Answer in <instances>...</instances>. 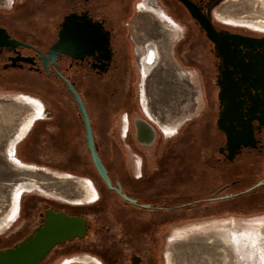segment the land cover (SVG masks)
I'll return each mask as SVG.
<instances>
[{
  "label": "flooded vegetation",
  "instance_id": "af4514ba",
  "mask_svg": "<svg viewBox=\"0 0 264 264\" xmlns=\"http://www.w3.org/2000/svg\"><path fill=\"white\" fill-rule=\"evenodd\" d=\"M160 1L166 8L158 0H0V89H35L48 108L40 100L43 110L12 156L26 137L30 150L45 152L36 163L68 167L75 176L63 177L92 187L74 197L31 193L39 183L21 192L0 230V250L35 240L64 213L85 218L86 234L50 245L36 264H159V248L176 223L228 212L227 201V209L264 213V183L244 192L264 181V125L253 119L254 145L231 155L218 123L232 103L250 117L240 74L181 0ZM190 1L218 30L262 35L221 23L213 12L220 0ZM143 10L178 35L137 42L131 20ZM69 84L84 103L112 186L96 169ZM229 90L238 93L234 100Z\"/></svg>",
  "mask_w": 264,
  "mask_h": 264
},
{
  "label": "rangeland",
  "instance_id": "374dc122",
  "mask_svg": "<svg viewBox=\"0 0 264 264\" xmlns=\"http://www.w3.org/2000/svg\"><path fill=\"white\" fill-rule=\"evenodd\" d=\"M8 1L10 0H4ZM158 1L166 8L160 0ZM143 11L146 12L136 11L131 20V31L137 42L162 36L171 41L178 35L174 34L177 33L176 30L168 29L154 11ZM213 12L224 25L264 34L257 23L260 20L264 21V0H220L214 4ZM175 18L178 20L177 16ZM178 23L180 24L176 28L180 33L183 25L181 22ZM176 78L182 81L185 77L183 74H176ZM35 91L18 88L0 89V229L9 224L18 195L29 189L24 186L25 184L41 185L40 189L36 188L31 193L56 192L74 197L75 194L83 192L75 177L70 179L62 176L65 173L75 176L74 170L55 163H46L47 165L36 163V156L43 160L45 152L30 150L24 142L26 137L17 146L18 156L23 162L45 167L47 171L26 170L17 161L21 159L16 155L12 156L14 144L17 143L12 144L14 136L26 115L31 113L29 106L16 101L15 98L32 96L45 104L46 98ZM42 110L41 104L40 112ZM47 110L48 108L45 113ZM47 154L55 159L58 153ZM84 177L91 179L89 176ZM232 234L237 237V248ZM158 254L159 264H264V213L245 214L230 211L221 215L192 216L169 229Z\"/></svg>",
  "mask_w": 264,
  "mask_h": 264
},
{
  "label": "water",
  "instance_id": "95a60500",
  "mask_svg": "<svg viewBox=\"0 0 264 264\" xmlns=\"http://www.w3.org/2000/svg\"><path fill=\"white\" fill-rule=\"evenodd\" d=\"M181 1L187 6L191 14L200 21L207 31L208 37L216 44L218 53L224 57L225 65H233L234 71L240 74V80L245 86L244 94L249 95V98L252 99L253 105L248 112L250 117L246 118L245 114L239 111V106L232 103L233 107H228L229 109L225 113V115L229 114L228 117L222 116L218 120L220 128L226 133L227 148L232 155L236 151H240L243 146L254 145L253 119L259 121V126L264 125V34L247 35L229 30H218L208 16L197 10L193 2L190 0ZM56 47L59 48V45ZM244 49L246 51L243 53ZM69 88L83 110L87 122L89 145L96 169L107 184L112 186L107 169L95 148L89 118L81 96L72 84H69ZM250 89L257 91L256 96L251 94ZM258 91H260L262 97ZM226 94L233 100L238 96L235 90L234 92L229 90ZM233 113L234 117L232 118ZM263 183L262 180L244 192H248ZM119 192L121 193V190ZM229 196L231 195H226L223 198ZM86 232L87 220L85 218L80 216L69 217L64 213L55 214L52 216V221L40 231V236L35 240L29 241L26 239L16 249L0 250V264H36L50 245L63 242L72 235L83 237ZM43 234H46L47 238Z\"/></svg>",
  "mask_w": 264,
  "mask_h": 264
},
{
  "label": "bare ground",
  "instance_id": "6f19581e",
  "mask_svg": "<svg viewBox=\"0 0 264 264\" xmlns=\"http://www.w3.org/2000/svg\"><path fill=\"white\" fill-rule=\"evenodd\" d=\"M258 23V28L260 30L264 31V21L260 20L257 21ZM16 101L22 102L24 103L26 106L30 107L31 113H28L26 115V117L24 118V120L22 121L20 127L18 128L16 135L14 136V139L12 141V144L16 143L18 140H20L28 131V129L30 128L31 124L33 123V121L38 117V114L40 112V108H41V102H39V99L36 97H32V96H27V97H23V96H17L15 98ZM21 165L23 166L24 169L29 170V171H37L42 169V167H36L33 166L31 164L24 165L21 163ZM71 175L69 176H64L66 178H70ZM80 184V187L86 191V192H91L92 191V187L90 183H86V181L84 179L78 181ZM35 184V183H34ZM31 185L30 183L25 184L24 186H27L26 188H33L35 185ZM29 186V187H28ZM16 205V202H15ZM15 208V207H14ZM13 210V209H12ZM1 230V229H0ZM232 239L234 241V245L237 248V237H234V234H232ZM264 262V260H263Z\"/></svg>",
  "mask_w": 264,
  "mask_h": 264
},
{
  "label": "trees",
  "instance_id": "16d2710c",
  "mask_svg": "<svg viewBox=\"0 0 264 264\" xmlns=\"http://www.w3.org/2000/svg\"><path fill=\"white\" fill-rule=\"evenodd\" d=\"M229 202H231V201H227V202H225V205H224V207H225V209L222 211V212H225V211H227L228 210V212H230V211H232V212H239V213H245V214H252V213H255V212H250V211H242V210H233L232 208H228L227 209V205L228 204H230ZM222 214V213H221ZM221 214H218V215H221ZM204 216V215H203Z\"/></svg>",
  "mask_w": 264,
  "mask_h": 264
}]
</instances>
